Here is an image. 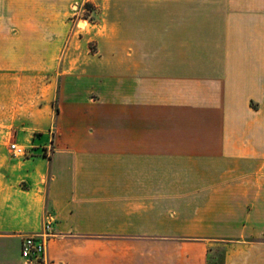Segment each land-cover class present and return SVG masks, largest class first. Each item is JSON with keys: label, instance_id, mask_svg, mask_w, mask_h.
Wrapping results in <instances>:
<instances>
[{"label": "crops", "instance_id": "obj_1", "mask_svg": "<svg viewBox=\"0 0 264 264\" xmlns=\"http://www.w3.org/2000/svg\"><path fill=\"white\" fill-rule=\"evenodd\" d=\"M71 1L0 0V264L47 215L42 264H264V0L144 1L83 56Z\"/></svg>", "mask_w": 264, "mask_h": 264}, {"label": "rangeland", "instance_id": "obj_2", "mask_svg": "<svg viewBox=\"0 0 264 264\" xmlns=\"http://www.w3.org/2000/svg\"><path fill=\"white\" fill-rule=\"evenodd\" d=\"M149 0H73L69 3L70 28L75 33L76 44L74 50L80 56L86 51L98 50V42L95 37L111 32L122 37L130 38L134 33L133 25L129 18L135 13L132 6ZM169 2L188 1L192 2H212L215 0H165ZM222 1V0H221ZM126 8V10H125ZM119 18H124V22L118 24ZM103 19V20H102ZM112 22H110V20ZM97 23V24H95ZM102 23V24H99ZM110 33V34H111ZM138 47L147 49V43L137 44ZM132 47L130 43H116L107 39L100 44L101 49L115 50L122 47ZM209 264H222V262H209Z\"/></svg>", "mask_w": 264, "mask_h": 264}, {"label": "built area", "instance_id": "obj_3", "mask_svg": "<svg viewBox=\"0 0 264 264\" xmlns=\"http://www.w3.org/2000/svg\"><path fill=\"white\" fill-rule=\"evenodd\" d=\"M9 150L15 157H28L32 155L30 148L16 142L9 143ZM52 223V217L47 215L41 232L24 236L21 244V256L25 264L43 263L47 240L52 235Z\"/></svg>", "mask_w": 264, "mask_h": 264}]
</instances>
